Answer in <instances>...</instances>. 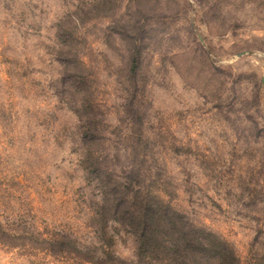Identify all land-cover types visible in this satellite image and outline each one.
I'll return each mask as SVG.
<instances>
[{"label":"rangeland","instance_id":"374dc122","mask_svg":"<svg viewBox=\"0 0 264 264\" xmlns=\"http://www.w3.org/2000/svg\"><path fill=\"white\" fill-rule=\"evenodd\" d=\"M119 194L264 264V0H0V264L150 259Z\"/></svg>","mask_w":264,"mask_h":264},{"label":"trees","instance_id":"16d2710c","mask_svg":"<svg viewBox=\"0 0 264 264\" xmlns=\"http://www.w3.org/2000/svg\"><path fill=\"white\" fill-rule=\"evenodd\" d=\"M112 196L114 199L107 200L103 210L109 206L117 220L133 232L141 257L151 256L141 264H238L223 241L195 229L184 215L169 206L146 202L140 211H134L127 208L121 194Z\"/></svg>","mask_w":264,"mask_h":264}]
</instances>
